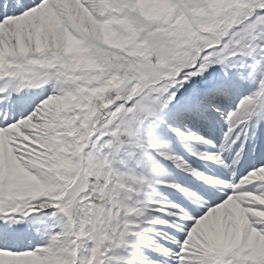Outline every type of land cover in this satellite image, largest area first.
Returning <instances> with one entry per match:
<instances>
[{
    "label": "snow or ice",
    "instance_id": "snow-or-ice-1",
    "mask_svg": "<svg viewBox=\"0 0 264 264\" xmlns=\"http://www.w3.org/2000/svg\"><path fill=\"white\" fill-rule=\"evenodd\" d=\"M0 264H264V0H0Z\"/></svg>",
    "mask_w": 264,
    "mask_h": 264
}]
</instances>
